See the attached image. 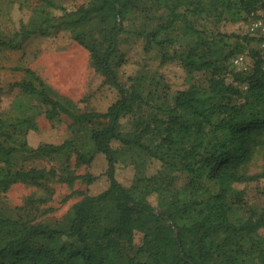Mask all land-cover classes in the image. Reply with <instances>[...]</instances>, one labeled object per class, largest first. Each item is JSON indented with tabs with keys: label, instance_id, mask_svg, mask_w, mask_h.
<instances>
[{
	"label": "trees",
	"instance_id": "1",
	"mask_svg": "<svg viewBox=\"0 0 264 264\" xmlns=\"http://www.w3.org/2000/svg\"><path fill=\"white\" fill-rule=\"evenodd\" d=\"M260 9L264 0H86L58 17L44 11L33 27L25 23L0 37V46L20 49L32 34L63 28L88 49L102 84L117 91L106 109H82L24 68L16 83L21 92L43 107L48 120L68 116L71 132L59 143L31 146V117L13 122L12 129L0 118V189L16 182L41 185L55 176L69 185L95 181L96 175L68 167L57 173L18 164L22 157L61 154L90 165L103 153L108 185L83 194L52 222L0 209V264H264V206L232 217V205L241 202L233 183L264 175L242 171L264 137V61L254 51L251 69L231 68V57L245 51L249 37L198 24L200 18H213L215 25L247 20ZM124 34L141 38L143 50L155 49L161 63L208 73L206 83L176 89L170 102L159 92L160 81L143 70L129 76L130 83L121 81L118 66L130 60L120 48ZM147 159L161 168L137 172L130 185L118 181L117 162ZM173 172L185 175L182 186L174 185ZM136 233L141 240L132 253Z\"/></svg>",
	"mask_w": 264,
	"mask_h": 264
},
{
	"label": "rangeland",
	"instance_id": "2",
	"mask_svg": "<svg viewBox=\"0 0 264 264\" xmlns=\"http://www.w3.org/2000/svg\"><path fill=\"white\" fill-rule=\"evenodd\" d=\"M49 1L56 6H49ZM84 2L86 0H0V37L12 36L25 23L33 27L36 22L42 20L44 11H51L58 17L63 14L64 9H75ZM259 18L264 19L262 9L247 20L226 21L215 25L213 18H200L198 24L227 34L247 35L249 41L244 52L248 54L252 67L255 63L253 53L261 51L260 44L264 39L262 28L257 29L254 25ZM235 38L232 36L229 41L234 42ZM120 48L129 54L130 60L118 66L119 79L130 83L127 78L143 70L160 81L159 92L167 94L170 102L176 89L193 82L205 84L207 81L208 73L203 71L188 73L176 61L161 63L155 49L150 52L143 50L141 38L124 34ZM26 67L35 70L55 94L82 109L104 110L117 97L116 89L102 84L103 76L92 66L88 49L74 40L70 32L63 28H51L46 34H32L20 49L0 46V118L5 121L7 129H12L13 122L23 117H31L35 128L29 129L26 134L31 146L45 142L59 143L69 137L71 120L66 115L48 120L43 113V107L21 92L16 83L23 77ZM226 80L231 81L232 75L227 74ZM238 84L242 89L246 87V83ZM65 157V154L22 157L18 164L54 169L57 173L68 167L78 174L90 172L96 175L95 181L87 184L77 179L69 185L58 181L55 176L41 185L16 182L6 190L0 189V209L11 216L23 215L26 218H34L36 222H52L61 219L83 194L97 193L107 187V161L103 153H97L90 165H77L74 154L68 161ZM160 168L161 163L156 159H147L143 164L119 161L115 166V176L118 181L130 185L137 172L151 175ZM242 171L247 174L264 171V137ZM170 177L177 187L185 182V175L182 173L173 172ZM233 186L240 191L241 199V202L232 205L233 218L246 215L249 207L258 209L264 206V175L253 181L234 182ZM232 199H235V196H232ZM151 201L155 202V198L152 197ZM259 233L264 236V227L259 229ZM140 240L141 233H136L130 249L132 253Z\"/></svg>",
	"mask_w": 264,
	"mask_h": 264
},
{
	"label": "built area",
	"instance_id": "3",
	"mask_svg": "<svg viewBox=\"0 0 264 264\" xmlns=\"http://www.w3.org/2000/svg\"><path fill=\"white\" fill-rule=\"evenodd\" d=\"M255 27L262 28L264 31V19L259 18L254 22ZM260 55L264 61V39L263 42L260 44ZM248 54L246 52L236 53L230 59L231 68L236 70H249L251 69V65L248 60ZM253 67V66H252Z\"/></svg>",
	"mask_w": 264,
	"mask_h": 264
}]
</instances>
